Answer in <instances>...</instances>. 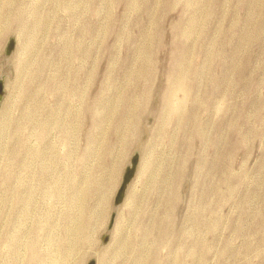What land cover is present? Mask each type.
Listing matches in <instances>:
<instances>
[{"label": "rangeland", "instance_id": "rangeland-1", "mask_svg": "<svg viewBox=\"0 0 264 264\" xmlns=\"http://www.w3.org/2000/svg\"><path fill=\"white\" fill-rule=\"evenodd\" d=\"M0 78V264H264V0H0Z\"/></svg>", "mask_w": 264, "mask_h": 264}, {"label": "water", "instance_id": "water-1", "mask_svg": "<svg viewBox=\"0 0 264 264\" xmlns=\"http://www.w3.org/2000/svg\"><path fill=\"white\" fill-rule=\"evenodd\" d=\"M14 47H15V43L13 40H11L10 45H9V49H8V54H10L13 51ZM4 92H5L4 91V84L2 83V79L0 78V99L3 97ZM138 164H139V153L135 152V154L133 155V157L131 159L130 165L126 168V172L124 174L122 184H121V186H120V188H119V190L115 196V200H114L115 206H118L123 202L125 195H126V190L128 188V185L130 184L131 180L133 179V177L136 174ZM113 221H114V214H113L111 222H110L111 223L110 227L112 226ZM104 240L107 241L108 236H105ZM88 264H96V262L94 260H91Z\"/></svg>", "mask_w": 264, "mask_h": 264}]
</instances>
